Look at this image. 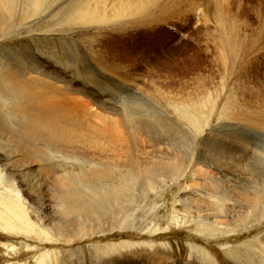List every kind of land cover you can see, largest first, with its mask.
Masks as SVG:
<instances>
[{
	"label": "rangeland",
	"instance_id": "374dc122",
	"mask_svg": "<svg viewBox=\"0 0 264 264\" xmlns=\"http://www.w3.org/2000/svg\"><path fill=\"white\" fill-rule=\"evenodd\" d=\"M14 1L18 14L32 15L13 29L0 30V80L6 73L42 81L44 88L74 86L109 119L122 118L121 112H109L102 100L121 106L132 94L147 90L150 108L184 104L191 98L209 104L204 113L210 119L204 134L196 138L184 177L163 191L138 192L140 204L138 199L128 206L131 216L126 219L122 211L114 214L116 222L108 219L106 227L122 221L125 225L68 243L65 233L54 231V222L36 208L40 214L33 220H41L48 233L40 237L4 233L0 225V264H36L47 251L58 259L51 256L47 264H264V247L257 242L264 237V214L257 223L245 226L237 222L238 211L247 209L236 203L240 208L235 212L216 218L226 223L211 228L217 235H208L195 229L209 223L205 218L213 221L216 213L205 208L187 213L183 206L186 198L226 209L234 203L222 193L192 187L210 180L193 176V161L203 151L205 138L240 153L245 150L250 158L264 157V128L257 125L264 119V0H146L143 11L119 19V28L98 25L86 15L91 13L86 7L97 0H37L32 6ZM12 102L0 101L4 121L12 114L7 106ZM205 116L199 118V129ZM51 159L49 167L57 165L61 175L63 166L71 170L80 163L70 154ZM76 228L72 229L78 235L84 231ZM5 244L16 250L6 251ZM226 249L243 253L238 256L244 260L248 255L250 262L235 260Z\"/></svg>",
	"mask_w": 264,
	"mask_h": 264
},
{
	"label": "bare ground",
	"instance_id": "6f19581e",
	"mask_svg": "<svg viewBox=\"0 0 264 264\" xmlns=\"http://www.w3.org/2000/svg\"><path fill=\"white\" fill-rule=\"evenodd\" d=\"M24 1V5L30 6L37 2ZM147 5L146 0H97L85 7L91 12L86 15L94 23L118 27L119 19L138 14ZM16 6L14 0H0L1 31L17 27L32 15L25 12L18 14ZM3 75L5 79L0 80V101L10 99L14 103L7 105L8 110L12 111L11 115L6 116L7 121L0 117V225L6 232L0 231L4 233H35L39 237L48 233L41 220H33V215L40 214L36 208L40 209L47 221L54 222V231L57 228L58 232L65 233L64 238L68 243L114 231L116 225H125L126 222L122 221L110 229L106 226L110 225L113 215L121 211L126 219L131 216L128 206L138 199L140 204L138 192L149 189L163 191L184 177L183 171L191 166H188V159L198 144L196 138L204 134L203 127L209 125L210 116L204 113L209 104L193 98L194 101H190V98L184 104H156L151 108L146 104L152 103L147 98L151 94L148 90L140 95L132 94L133 97L121 106L114 107L110 101L102 100L109 112H121L122 118L109 119L97 113L74 86L63 85L55 90L44 88L42 81L34 82L30 77ZM37 88L40 91H36ZM202 116H205V122L199 129V118ZM262 120L257 125L264 128ZM210 139L203 140V151L196 160L191 158L195 163L193 176L201 175L210 180H206V185L194 184L192 187L222 193L234 203L226 209L221 205L207 206L184 198V211L188 213L205 208L216 213L213 221L205 218L209 223L198 225L195 230L200 234L214 235L216 232L211 228L226 224L216 218H224V215L235 212L238 207L236 203L244 207L243 210L247 209L242 213L238 211L240 216L237 222H244L245 226L257 223L264 214V157L250 158L244 155L245 150L240 153L230 145L216 144L213 138ZM60 154L73 155L80 163L71 166V170L63 166L61 175L57 165L51 168L48 165V162H52L51 158H58ZM45 167L51 170L43 171ZM231 218L235 220L234 215ZM96 219L100 221L96 222ZM108 219H111L110 222ZM76 227H82L84 231L78 235L72 229ZM257 242L264 247V237ZM2 247L6 251L16 250L13 245L5 244ZM226 251L233 253L235 260H244V256H238L243 253H236L235 249ZM51 256L54 259L51 251H47L37 258L36 264H47ZM244 262H250L248 255Z\"/></svg>",
	"mask_w": 264,
	"mask_h": 264
}]
</instances>
